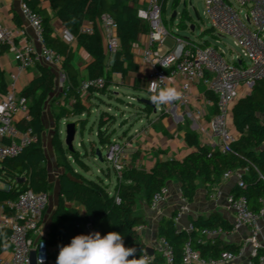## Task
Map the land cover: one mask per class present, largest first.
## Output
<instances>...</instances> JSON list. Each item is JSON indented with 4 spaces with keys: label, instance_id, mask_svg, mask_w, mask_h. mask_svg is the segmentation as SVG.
Instances as JSON below:
<instances>
[{
    "label": "trees",
    "instance_id": "trees-1",
    "mask_svg": "<svg viewBox=\"0 0 264 264\" xmlns=\"http://www.w3.org/2000/svg\"><path fill=\"white\" fill-rule=\"evenodd\" d=\"M23 1L41 15L46 44L62 56L61 69L65 77V86L60 92L64 96L65 104L59 106L54 115L56 127L51 137L52 146L61 157L63 165V170L58 175L59 191L51 212L46 237L47 246L51 248L50 257L55 263L59 246L69 244L76 235L86 234L84 227L88 223L99 229L102 236L108 232L121 233L125 246L135 247L136 258H139L145 253L146 246L138 228L145 223V220L134 213V206L139 195H143L149 204L152 195L166 187L170 179L180 183L183 198L191 201L196 193L198 178H202L205 184H212L227 169H240L243 171L241 177L244 186L241 187L237 183L233 192L236 196H245L248 204L252 200L255 209L258 208V198L264 196V122L259 117L264 114V82L257 83L251 92L238 99L232 108V120L239 138L232 145L231 152L222 154L208 148L199 142L196 133L186 131L184 140L192 151L183 160L159 161L148 169L128 166L120 173L108 167L107 170H112L117 176L114 187L110 189L109 184L102 179H88L71 165L69 159H72L82 170H89L85 160L86 154L75 149L70 152L59 136L61 120L89 115L90 109L85 104L86 99L83 100L79 92L81 83L85 79L74 66L73 44L65 41L55 32L51 20L56 17L63 29L74 37V43L88 55L89 59L85 66L86 79L102 78L104 81L101 86H89L88 98L95 94L103 95L110 92L113 73H117L122 80L131 74L134 75L132 88L142 90L141 79L138 76L139 64L133 55V44L147 34L148 23L137 15V0ZM157 1L163 10L167 0ZM43 2H47L49 7H44ZM178 3L179 0H173L172 7L176 8ZM105 13L116 21L120 40V48L114 54L108 71H105V54L99 32L96 29L92 33L81 31V27L86 22L94 23ZM188 19L189 16L184 9L177 26L186 28ZM15 23L19 24L18 17H15ZM205 32L203 31L202 34ZM207 32L211 33V30ZM8 49L7 45L0 46V55ZM36 66L38 73L20 91L28 101L29 119L17 123L19 129L31 131L33 140L18 154L0 161V181L9 187L0 188V203L16 199L25 190L46 193L51 190L46 155L42 145L44 124L41 114L44 102L55 90V73L47 65ZM6 91L7 82L4 73L0 71V95ZM209 96L215 101L212 94ZM139 108L147 113L153 111L151 105H140ZM97 120L96 139L100 146L105 147L113 140L115 130L112 125L116 119L108 111L100 110ZM75 123L76 128L79 126L81 129L86 125L82 120H77ZM79 145L84 146L83 142ZM91 150L95 155L94 147ZM190 222L193 225L190 231L178 229L173 218L164 219L158 225V237L166 239L172 246L171 264H186L182 256L184 243L187 240L204 258H217L223 251L239 253L241 249L239 245L225 244L220 236L203 240L200 233L203 228L221 227L225 232L231 231V224L218 213H211L207 218H192ZM3 232L6 237L0 236V252L10 247L7 241L9 231L3 228ZM261 256H264V251L258 248L250 264H261ZM163 260L161 252L156 250L151 256L150 264H163Z\"/></svg>",
    "mask_w": 264,
    "mask_h": 264
},
{
    "label": "built area",
    "instance_id": "built-area-1",
    "mask_svg": "<svg viewBox=\"0 0 264 264\" xmlns=\"http://www.w3.org/2000/svg\"><path fill=\"white\" fill-rule=\"evenodd\" d=\"M186 3V0H183L185 6ZM136 8L138 17L149 26L140 54L142 63L149 67L146 87L149 97L152 94L149 91L150 82L157 81L164 87L173 78L179 77L182 98L178 102L186 106V112L191 116V110L188 108L190 91L202 83L215 97L216 111L208 130L203 133L201 143L222 154L231 152L232 145L239 138L231 123L232 108L237 100L249 94L257 83L264 82V0H204V14L211 24V34L216 38V43L229 36L239 49L234 54L229 52V57L223 48L208 40H192L170 34L163 24L162 10L157 0H145L142 4L141 0H137ZM19 13L26 27H8L2 24L0 18V46L9 47L16 66V73L11 75L6 93L0 95V161L18 154L33 140L29 129L21 130L17 127L19 121L29 119L28 101L18 91V73L37 64H44L53 69L63 88L65 86L61 69L62 56L46 44L41 15L23 0L19 4ZM28 28L32 38L22 48H17L14 45L16 35L25 36ZM95 29L101 36L108 65L109 59H112L120 48L117 23L112 16L105 13L94 23L86 22L81 27L84 33H92ZM59 36L69 43L75 41L65 29L59 32ZM167 36H172L175 40L172 49L163 46ZM161 77L165 78L159 80ZM103 82L102 78L83 80L79 89L81 98L86 99L90 85L101 86ZM61 121L65 123L66 119ZM214 137L219 138V143L214 142ZM105 149L103 160L108 163L109 168L120 173L125 168V153L121 142L114 139ZM234 173L235 169H227L222 173V178H228ZM238 184L244 186L240 174ZM0 188L9 187L0 181ZM166 193V187L156 191L149 205L156 207L164 201ZM214 195H221V191L217 189ZM226 199L234 214L231 230L240 227L251 230L250 243L254 246V256L260 248L257 242V223L264 216V196L258 198L256 211L250 209L243 195L229 193ZM48 205V193L32 190H25L16 199L0 203V225L9 231L7 241L10 245L9 249L0 252V264H30L32 250L36 253V264L38 258H42L44 264L51 263V248L46 243L47 228L43 227V217ZM186 210L185 205L180 207L181 212ZM192 229L190 222L187 230ZM84 230L86 234L98 231L102 235L99 229L89 223L85 225ZM200 233L204 238L220 236L226 232L221 227H216L203 228ZM159 250L164 259L163 264H171L173 249L166 239L159 238ZM239 254L240 251H223L217 258H204L187 240L184 243L182 259L186 264H227L236 260ZM261 260L260 257V263Z\"/></svg>",
    "mask_w": 264,
    "mask_h": 264
},
{
    "label": "crops",
    "instance_id": "crops-1",
    "mask_svg": "<svg viewBox=\"0 0 264 264\" xmlns=\"http://www.w3.org/2000/svg\"><path fill=\"white\" fill-rule=\"evenodd\" d=\"M20 1L21 0H0V18L2 24L12 28L26 27L25 21L19 13ZM142 1L145 2V0H141V4ZM42 5L44 7H49V4L47 2H43ZM15 17L19 18V24L15 23ZM51 22L55 32L59 34V32L63 29L60 21L56 17H53ZM26 30L27 32L25 36H21L19 34L16 35L14 39V45L17 48H22L26 44V42L32 38L31 30L29 28ZM144 41L145 35L140 37L133 44V55L135 61L139 64L138 76L141 79L142 90H134L132 88L134 82V75L132 74L122 80L117 73H113L112 80L114 81V83L116 79L115 77H117L122 83H125V81L129 79L131 80V83L128 85L129 88L133 89L134 91L147 92L146 87L149 67L142 63L140 57L141 48ZM72 44L75 50L74 45L76 44ZM76 46L79 48V51L76 52L75 50L74 66L79 70L80 76L86 79L87 72L85 66L89 58L86 52L81 47H79L78 45ZM112 59H109V63L107 65V59L105 58V71L109 70ZM0 71L4 73V77L8 85L11 75L16 73L13 52L10 49L0 55ZM37 73V66L32 67L26 71L19 72L18 91H21L27 85L30 79ZM166 86L176 87L180 91L181 79L179 77H175ZM52 94H50L44 102L41 114V118L44 124V130L42 132V145L46 155V161H48L49 157H53L54 160H56V152L52 146L51 137L56 127L54 115L55 113H57L58 109H55L54 102L57 101L52 100L54 99V96H51ZM209 94L211 93L207 92L206 87L202 83L197 84L190 91L191 97L189 100L188 108L191 110L190 113L192 117L187 114L186 106L182 105L178 101L169 105L161 106L157 108L156 112L152 111L151 113L137 115L135 118L137 125L133 128L132 132H127L124 135L120 134L121 137L119 139H115L121 142L124 149L125 167L134 166L138 169H148L159 161L168 159L183 160L192 151V148H190L184 140L185 132L192 131L196 133L197 138L201 143L203 133L208 130L210 121L215 114V101L210 98ZM61 97H63L64 100V96ZM207 100H209L210 102H206ZM47 103H51V105ZM198 110H203V112H197ZM82 116L83 115H81L80 117ZM259 117L261 116L259 115ZM260 119L262 122H264V118ZM60 123H62V121ZM231 123L234 131L236 132L232 116ZM61 133L62 130H60L59 125L60 138ZM213 140L216 144L220 141L218 137H214ZM92 144H94V146ZM90 145L94 147L95 155H92L91 152H89L91 149L90 147L87 148L84 145L86 151H88L86 152V158L88 157L89 159L95 161L97 157V149L101 151L102 157L105 155L103 153L106 152V149L105 147H102L98 144L97 139L91 140ZM207 147L212 149L211 146ZM45 148H47V150L49 151L48 155ZM58 169L59 172H62L63 165L59 166ZM101 171L104 176L102 180L105 183L109 184L110 189H112L117 181L115 172L107 169L106 171H103L101 169ZM112 173H114L113 176ZM242 173V170L235 169V173L230 177L222 178L221 175L212 184H205L202 178H198L196 193L191 201H186L183 198L180 183L174 179L168 180L166 184V197L164 201L159 203L154 208H152L145 201L143 195H139L136 205L134 206V213L136 215L142 216L145 220V223L138 228V232L145 246L153 248L154 252H156V250H159V237L157 235V228L159 223L164 219L173 218L174 223L178 229L187 230L188 224L190 223V220L192 218H207L211 213H218L232 226L234 221V214L228 206L226 196L229 193H234V188L238 183V175H242ZM217 189L221 191V195L219 196L214 195ZM182 205H185L187 207L186 211H180V207ZM254 206L255 203L251 200L249 202L250 209H255ZM47 210L45 211L44 217L47 214ZM256 210L257 208L254 211ZM49 221L47 222V226L45 228H48ZM257 224L259 227L257 242L259 243L262 251H264V216H262L258 220ZM250 237L251 230L247 227H240L237 230H231L230 232H226L220 235L221 240L225 244H236L241 247L240 254L236 258V260L227 264H249L253 260L254 246L250 243ZM211 238L214 237H204L203 240L205 241ZM261 258V264H264V256H261ZM50 264L56 263L52 259ZM195 264L201 263L198 262Z\"/></svg>",
    "mask_w": 264,
    "mask_h": 264
},
{
    "label": "rangeland",
    "instance_id": "rangeland-1",
    "mask_svg": "<svg viewBox=\"0 0 264 264\" xmlns=\"http://www.w3.org/2000/svg\"><path fill=\"white\" fill-rule=\"evenodd\" d=\"M173 0H167L164 9L162 10V19L165 28L170 32V34H178L181 37H186L192 40H208L212 44H217L221 48H223L227 52V57H229V52L237 53L239 49L234 45L233 39L229 36H225L221 42L216 43V38L212 36L211 33H208L207 30L211 28V24L207 17L204 14V0H191V4H189V0H186V6L183 4V0H179V3L176 8L172 7ZM186 10L189 19L186 22V28H180L177 26L179 22L181 13L183 10ZM176 12V16L172 17V13ZM194 25V29L191 30L190 26ZM203 31H206L202 34ZM175 45V40L172 36H167L164 40L163 46L167 48H173ZM76 52L79 51V48L74 45ZM115 83L111 84V91L105 93L103 95H93L91 98H88L86 94V106L90 109L89 115L85 114L82 117L77 116L74 118H70L66 120L65 123H60L61 139L64 145L65 140V126L68 122H76L77 120H82L86 125L83 129L79 126L77 127V132L74 139V149L80 153L86 154V149L84 146H80L81 142L89 148V144L91 140L96 139V131H97V119L99 118L100 110H106L110 114L115 116V123H113L112 128H114L115 133L112 139H119L121 135L125 133H131L133 128L137 125L135 120L137 115L145 114L140 112H146L139 108L141 105L138 102L140 98L149 97V94L146 91H134L129 88L128 85L131 83V80L127 79L125 83L121 82L117 77H115ZM127 84V85H126ZM63 85L61 81L57 78V74H55V90L51 96H54L55 109L57 110L59 106L65 104L63 100V94L61 95V90ZM51 102V101H50ZM50 104L51 103H47ZM260 118H264V115H260ZM127 130V131H126ZM94 146V144H92ZM65 146V145H64ZM91 146V148L93 147ZM47 151V155L49 151ZM85 152V153H84ZM91 154L93 155L92 150L90 149ZM105 154V152L103 153ZM49 157V156H48ZM71 165L82 173L88 179L97 180L99 178L103 179V171L109 167L108 163L105 160L100 161L97 157L96 160L93 161L88 157L85 158L86 163L89 166L88 171H84L79 168L72 159H69ZM57 163V164H55ZM49 173V181L51 183V190L48 193L49 197V206L47 210V214L44 217V225L45 228L47 226V222L50 220L51 211L57 201L58 195V175H59V166H62V159L56 153V160L53 157H49L48 161H46ZM114 173H112V176Z\"/></svg>",
    "mask_w": 264,
    "mask_h": 264
},
{
    "label": "clouds",
    "instance_id": "clouds-1",
    "mask_svg": "<svg viewBox=\"0 0 264 264\" xmlns=\"http://www.w3.org/2000/svg\"><path fill=\"white\" fill-rule=\"evenodd\" d=\"M149 91L152 93L149 101L157 108L182 98V92L176 87H161L157 81L150 82ZM3 227L0 225V236L6 237ZM59 247L56 264H150L147 253L136 258L137 249L126 247L119 232H108L103 236L98 231L80 234L73 237L69 244ZM37 264H44L43 259L38 258Z\"/></svg>",
    "mask_w": 264,
    "mask_h": 264
},
{
    "label": "water",
    "instance_id": "water-1",
    "mask_svg": "<svg viewBox=\"0 0 264 264\" xmlns=\"http://www.w3.org/2000/svg\"><path fill=\"white\" fill-rule=\"evenodd\" d=\"M175 16H176V12L174 11L172 13V17H175ZM190 29L193 30L194 29V25H191ZM138 102L141 105H151L152 109H153V112L157 111V107L151 104V102L149 101L148 97L140 98V99H138ZM75 135H76V123L75 122L66 123L64 145H65V147H67V149L70 152L74 151L73 143H74ZM96 155H97V157H98V159L100 161L103 160L101 151L99 149L96 150ZM145 252L148 255L152 256L154 254V249L151 248V247L146 246L145 247ZM30 264H36V253H35L34 250H32L31 253H30Z\"/></svg>",
    "mask_w": 264,
    "mask_h": 264
}]
</instances>
